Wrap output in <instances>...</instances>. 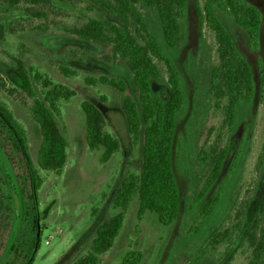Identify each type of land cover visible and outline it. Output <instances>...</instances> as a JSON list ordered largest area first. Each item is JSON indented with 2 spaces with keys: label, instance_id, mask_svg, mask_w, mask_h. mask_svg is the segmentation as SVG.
<instances>
[{
  "label": "rangeland",
  "instance_id": "rangeland-1",
  "mask_svg": "<svg viewBox=\"0 0 264 264\" xmlns=\"http://www.w3.org/2000/svg\"><path fill=\"white\" fill-rule=\"evenodd\" d=\"M246 1L258 7L263 14L259 49L249 47L246 31L231 16L219 13V17L250 64L254 98L251 103L239 104L229 152L219 178L191 213L187 210L188 202L208 172V167L198 165L196 151L199 138L209 125L208 92L212 68L219 61L217 43L207 27L201 28L194 0L186 1L182 37L176 48L166 44L156 12L136 6L177 71L184 93L185 103L177 116L173 150V168L181 195V209L176 222L165 227L152 213L139 220L135 202L113 247L101 257L100 264H121L123 257L131 250L142 253L141 264H186L211 232L223 223L240 197L248 205L242 232L228 255L221 263L215 262L211 255L197 263L226 264L258 217L264 204V120L261 119L264 107L259 101L264 72V0ZM27 8L30 5L21 4L18 8H11L0 2V23L6 26L4 39L0 43V104L25 132L30 154L29 169L17 154L13 158V165L6 163L9 168L8 184L13 187L15 184L18 188L14 187L13 193L17 210L16 235L22 226L27 227L36 239L35 251L30 253L31 257L27 260L24 255L21 256L22 261L73 264L89 251L98 226L116 213L113 201L123 179L130 172L139 173L142 168L143 144H134L128 133L120 92L108 85H89L86 79L102 75L121 78L137 102L138 92L132 73L118 57L114 46L79 39L55 30L58 24L70 23L68 16L78 13L104 19L106 15L101 10L88 11L68 0H52L51 6L31 7L32 12H40L45 15L44 18L29 16ZM10 55L23 61L31 89L22 85L19 74L7 64ZM157 63L163 76L152 80L153 102L156 105L167 103L171 97L165 68ZM62 68L67 69V73ZM36 75L41 78L36 80ZM44 80L51 81L53 87L64 86L75 91L70 99H61L59 112L55 113L67 140V162L60 174L38 166L41 134L31 108L35 99L48 105L45 100L48 89L44 87ZM85 100L101 109L105 117V130L121 143V150L107 163L100 162L103 150L93 151L87 144L86 116L81 108ZM239 148H242L239 164L236 171L231 172ZM260 153L263 162L256 172L254 164ZM242 174H246L247 178L239 184ZM33 176L39 179L37 188L33 187ZM220 186H224V192L218 205L199 231L188 238L189 229L201 208ZM21 201L26 203L25 208ZM6 244L7 236L0 227V264H9L14 260V252L9 253L4 261L1 260Z\"/></svg>",
  "mask_w": 264,
  "mask_h": 264
},
{
  "label": "trees",
  "instance_id": "trees-1",
  "mask_svg": "<svg viewBox=\"0 0 264 264\" xmlns=\"http://www.w3.org/2000/svg\"><path fill=\"white\" fill-rule=\"evenodd\" d=\"M68 1L81 5L88 11L99 9L106 17L97 19L81 13L74 14L67 17L70 23L58 24L55 30L79 39L114 46L118 57L132 73L138 92L137 102L121 78L102 75L99 78L86 79L89 85H108L120 92L121 109L128 133L134 144L140 142L143 144L141 171L130 172L123 179L113 201L116 213L98 226L87 254L73 263L100 264L101 257L113 247L126 215L135 202L138 205L139 220L147 213H152L165 227L176 222L181 209V195L173 168V150L177 116L185 103L184 93L177 71L149 31L136 6L156 12L166 44L170 48H176L182 37L187 0ZM194 1L201 28L207 27L215 36L219 61L213 66L210 78L207 103L209 125L202 132L196 151L198 165L202 168L208 167V172L188 202L189 213L195 210L217 182L229 152L237 108L242 102L251 103L255 93L250 64L238 49L219 13L231 16L235 23L246 31L251 49H259L263 25V14L260 9L246 0ZM0 2L11 8H18L21 4L30 5V8L26 9L29 16L44 18V14L32 12L31 7L52 5V0H0ZM5 29L6 26L0 23V43L4 39ZM157 62L165 68L171 93L167 103L158 105L153 102L152 80L161 79L163 74ZM7 64L19 74L22 85L31 89V81L23 61L10 55ZM62 70L67 73V69ZM35 78L39 80L41 77L36 75ZM43 83L48 89L45 93L48 105L35 99L31 108L41 134L38 166L43 170L60 174L67 162V140L56 121L55 113L59 112L61 99H70L75 95V91L64 86L53 87L49 80H44ZM259 101L264 107V72L261 77ZM81 108L86 116L87 144L93 151L103 150L100 162L107 163L121 150V143L105 130V117L97 105L85 100ZM261 119L264 120V110ZM241 151L242 148H239L234 157L231 172H235L238 167ZM16 154L29 169L30 154L25 132L11 113L0 104V227L7 236L1 260L4 261L9 253L14 252V260L9 264H33L24 262L25 259L22 261L21 256L24 255L26 260L31 257L30 253L35 251L36 239L27 227L21 226L18 236L16 235L17 210L13 193L14 187L18 188L15 184L14 187L8 184L7 178L9 169L7 164L13 165ZM262 162L263 155L260 153L254 164L256 172L260 170ZM246 178L247 175L242 174L239 184L245 182ZM32 180L33 187H39L37 176H33ZM223 192L224 186H220L206 201L189 229L188 238L194 236L212 214ZM21 202L25 208L26 203ZM247 205L248 202L239 197L223 223L211 232L186 264H197L207 255L213 256L215 262L221 263L242 232ZM142 259L140 251L131 250L123 257L121 264H141ZM233 262L264 264V204L226 264Z\"/></svg>",
  "mask_w": 264,
  "mask_h": 264
}]
</instances>
